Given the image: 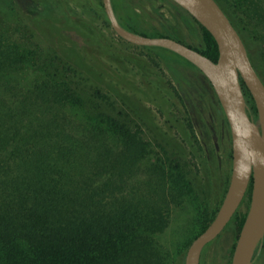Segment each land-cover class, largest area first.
I'll return each instance as SVG.
<instances>
[{
    "label": "trees",
    "instance_id": "obj_1",
    "mask_svg": "<svg viewBox=\"0 0 264 264\" xmlns=\"http://www.w3.org/2000/svg\"><path fill=\"white\" fill-rule=\"evenodd\" d=\"M235 1L226 0L233 8ZM242 3L247 10V26L258 24L264 31V0ZM112 5L125 28L179 41L169 30L163 34L142 24L132 0H112ZM31 11L37 12L35 21L46 32L50 14L39 2ZM182 11L187 15H181L184 25L190 33H198L200 45L182 43L215 61L218 49L213 36ZM24 30L30 31L27 27ZM142 47L150 49L160 61L170 88L178 96L183 90L187 95L184 82H188L189 72L200 70L168 49ZM30 53L26 46L10 42L0 34V264L125 261V229L140 223L139 216L130 213L132 221L125 211V187L128 191L129 184L125 180V157L132 162V157L145 153L149 142L142 137L138 125L130 126L121 118V109L115 111L116 102L108 92L92 85L80 87V82L92 78L91 74L82 77L80 70L71 75L60 72L66 68L57 56L40 66ZM242 90L256 119L254 101L243 83ZM119 100L125 103L124 99ZM251 187L250 179L230 219L236 238L249 207ZM234 245L235 241L230 254ZM203 253L204 249L200 264Z\"/></svg>",
    "mask_w": 264,
    "mask_h": 264
},
{
    "label": "rangeland",
    "instance_id": "obj_2",
    "mask_svg": "<svg viewBox=\"0 0 264 264\" xmlns=\"http://www.w3.org/2000/svg\"><path fill=\"white\" fill-rule=\"evenodd\" d=\"M42 1L47 0H0V34L26 46L40 66L57 56L66 68L60 72L91 74L80 87L92 85L108 92L116 102L115 111L121 109V118L130 126L138 125L149 142L145 153L132 157V162L125 157L129 182L125 211L132 221L130 213L139 216L140 223L125 229V261L113 264H183L188 245L219 207L231 171L230 131L211 85L200 73L189 72L184 82L187 95L183 90L178 96L150 49L118 39L101 0H81V7L65 12L63 26L47 27L46 32L35 21L37 12L31 11ZM132 1L142 24L163 34L169 30L189 45H200L198 33H190L181 19L186 13L172 0ZM217 1L239 29L264 83V31L258 24L247 26L242 0L235 1V8L226 0ZM50 13L61 14L59 10ZM55 33L60 36L53 38ZM234 241L231 221L203 247V264H230ZM255 264H264V255Z\"/></svg>",
    "mask_w": 264,
    "mask_h": 264
},
{
    "label": "water",
    "instance_id": "obj_3",
    "mask_svg": "<svg viewBox=\"0 0 264 264\" xmlns=\"http://www.w3.org/2000/svg\"><path fill=\"white\" fill-rule=\"evenodd\" d=\"M112 30L138 46L168 49L191 62L209 81L227 121L231 138V171L222 201L207 226L188 245L183 264H200L203 247L217 237L238 208L252 180L251 196L237 235L230 264H252L264 240V83L256 72L244 41L216 0H172L213 36L218 49L215 61L192 47L166 36H146L125 28L112 0H101ZM251 95L253 118L243 95Z\"/></svg>",
    "mask_w": 264,
    "mask_h": 264
},
{
    "label": "flooded vegetation",
    "instance_id": "obj_4",
    "mask_svg": "<svg viewBox=\"0 0 264 264\" xmlns=\"http://www.w3.org/2000/svg\"><path fill=\"white\" fill-rule=\"evenodd\" d=\"M81 3L82 1L81 0H56V2H54V4H51L50 1H42V5L43 7L45 8V10L48 12V15L50 14V19L49 21H47L50 26H63V24L65 23L66 21V18H65V12H69V11H72L73 8H78V7H81ZM177 5V4H176ZM103 7V6H102ZM180 7V6H178ZM183 9V8H182ZM56 11V10H59L61 12V14L59 15H56L55 17L51 15L50 12L52 11ZM184 10V9H183ZM188 15H190L188 13ZM190 18L192 21H194L195 19L190 15ZM196 21V20H195ZM194 24L197 26V24L194 22ZM198 27V26H197ZM127 42V41H126ZM129 43V42H128ZM187 44V43H186ZM198 69V68H197ZM200 74L206 78L203 73L200 71ZM207 80V79H206ZM208 81V80H207ZM209 82V81H208ZM210 84V83H209ZM230 223V221L227 223V225ZM226 225V226H227ZM225 226V227H226ZM224 230V229H223ZM263 244H264V240H263ZM263 244L261 246V250H262V247H263ZM261 250L259 252V254L254 258L253 260V263L252 264H255L256 260H258L260 257H262L264 255V252L261 254Z\"/></svg>",
    "mask_w": 264,
    "mask_h": 264
}]
</instances>
